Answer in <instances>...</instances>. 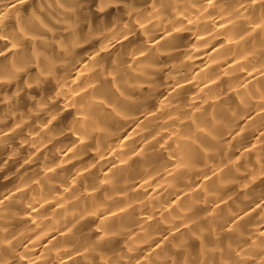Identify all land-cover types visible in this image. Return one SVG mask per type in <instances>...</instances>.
I'll list each match as a JSON object with an SVG mask.
<instances>
[{"label": "clouds", "instance_id": "clouds-1", "mask_svg": "<svg viewBox=\"0 0 264 264\" xmlns=\"http://www.w3.org/2000/svg\"><path fill=\"white\" fill-rule=\"evenodd\" d=\"M0 264H264V0H0Z\"/></svg>", "mask_w": 264, "mask_h": 264}]
</instances>
